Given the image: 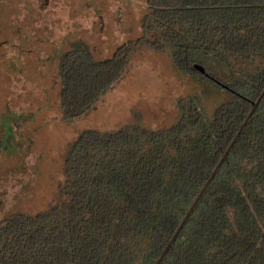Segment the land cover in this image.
I'll use <instances>...</instances> for the list:
<instances>
[{"label":"trees","instance_id":"1","mask_svg":"<svg viewBox=\"0 0 264 264\" xmlns=\"http://www.w3.org/2000/svg\"><path fill=\"white\" fill-rule=\"evenodd\" d=\"M146 5L141 35L111 58L85 45L62 57L64 120L91 111L140 51L168 54L202 93L181 101L170 127L137 117L82 132L60 202L0 220V264H264V0ZM208 87L223 94L212 115Z\"/></svg>","mask_w":264,"mask_h":264},{"label":"rangeland","instance_id":"2","mask_svg":"<svg viewBox=\"0 0 264 264\" xmlns=\"http://www.w3.org/2000/svg\"><path fill=\"white\" fill-rule=\"evenodd\" d=\"M148 0H0V220L59 203L65 156L86 130L110 132L139 117L149 129L170 127L195 92L168 54L140 51L127 72L86 115L64 120L62 57L85 45L97 60L141 35ZM212 115L223 98L208 87ZM212 88V89H211Z\"/></svg>","mask_w":264,"mask_h":264},{"label":"water","instance_id":"3","mask_svg":"<svg viewBox=\"0 0 264 264\" xmlns=\"http://www.w3.org/2000/svg\"><path fill=\"white\" fill-rule=\"evenodd\" d=\"M194 68H195L196 71H198L199 73H201V74H205V70H204L203 67L196 65ZM258 102H259V101H258ZM258 102H257V103H253V110H255L256 106L258 105ZM204 190H205V189H204ZM203 192H204V191H203ZM203 192L201 193V195L203 194ZM201 195L198 197V200H199V198L201 197ZM196 203H197V201L194 203V205L192 206V208H191L190 211L188 212V214H187L185 220H187V219L189 218V216L191 215V213H192V211H193V209H194ZM184 223H185V221H184ZM184 223H182V225L180 226V228H179V230H178V232H177L176 234H178V233L180 232V230L182 229Z\"/></svg>","mask_w":264,"mask_h":264}]
</instances>
